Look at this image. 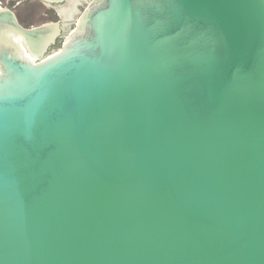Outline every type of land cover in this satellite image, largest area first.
Masks as SVG:
<instances>
[{
    "label": "water",
    "instance_id": "95a60500",
    "mask_svg": "<svg viewBox=\"0 0 264 264\" xmlns=\"http://www.w3.org/2000/svg\"><path fill=\"white\" fill-rule=\"evenodd\" d=\"M37 1L0 7V264H264V0Z\"/></svg>",
    "mask_w": 264,
    "mask_h": 264
},
{
    "label": "rangeland",
    "instance_id": "374dc122",
    "mask_svg": "<svg viewBox=\"0 0 264 264\" xmlns=\"http://www.w3.org/2000/svg\"><path fill=\"white\" fill-rule=\"evenodd\" d=\"M5 6L14 9L20 24L24 27L39 26L50 21L60 20V15L55 8L42 4L37 0H14L5 2ZM67 31V29H66ZM61 45L59 40L50 52L55 51Z\"/></svg>",
    "mask_w": 264,
    "mask_h": 264
},
{
    "label": "flooded vegetation",
    "instance_id": "af4514ba",
    "mask_svg": "<svg viewBox=\"0 0 264 264\" xmlns=\"http://www.w3.org/2000/svg\"><path fill=\"white\" fill-rule=\"evenodd\" d=\"M11 1H14V0H11ZM7 2H10V1H7ZM6 2V3H7ZM80 2H82V1H79L78 3H80ZM5 3V2H4ZM5 6V5H4ZM13 11H15L14 9H12ZM16 14V13H15ZM17 16V15H16ZM18 18V17H17ZM52 22H56V21H52ZM20 23V22H19ZM27 28H29V27H27Z\"/></svg>",
    "mask_w": 264,
    "mask_h": 264
},
{
    "label": "built area",
    "instance_id": "2783aa9c",
    "mask_svg": "<svg viewBox=\"0 0 264 264\" xmlns=\"http://www.w3.org/2000/svg\"><path fill=\"white\" fill-rule=\"evenodd\" d=\"M0 7H4V2H0Z\"/></svg>",
    "mask_w": 264,
    "mask_h": 264
}]
</instances>
